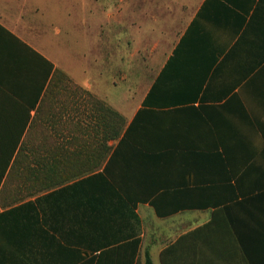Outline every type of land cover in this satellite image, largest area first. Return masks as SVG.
<instances>
[{
	"label": "crops",
	"instance_id": "1",
	"mask_svg": "<svg viewBox=\"0 0 264 264\" xmlns=\"http://www.w3.org/2000/svg\"><path fill=\"white\" fill-rule=\"evenodd\" d=\"M112 3L0 0V264H264V0Z\"/></svg>",
	"mask_w": 264,
	"mask_h": 264
},
{
	"label": "rangeland",
	"instance_id": "2",
	"mask_svg": "<svg viewBox=\"0 0 264 264\" xmlns=\"http://www.w3.org/2000/svg\"><path fill=\"white\" fill-rule=\"evenodd\" d=\"M83 4H81L79 6V9L77 11V13H79L81 16H85V15H92L95 14L96 17H99L102 14V4H100L101 2L104 3V0H99V4L97 3V6L94 7V11L92 12V1L91 0H81ZM106 4L108 2H113L117 3V0H105ZM77 8V7H76ZM114 9V8H113ZM182 20H175V28L174 31H171L172 33L176 32L179 30L180 25L182 24ZM98 31V30H97ZM115 31H117L116 33H113V37L108 39L105 38V36L101 35V38H96L94 40H88L86 38H78L77 40H75V43L77 44L79 49H83L85 48L86 50L88 48H94L97 50V56H100L103 51L105 49L108 48H113L114 46H116V44H120L122 46V48L124 47V45H126V40H124L123 38H120L121 33H119V30L116 29ZM158 31V29L156 30V32ZM130 34V30L128 31ZM82 34V33H81ZM148 35V38L145 39V49H147L148 51L151 49V47H153L154 45H156L157 42H162L165 40L166 42L168 41H172L171 38L170 39H164L161 38V36H163L162 33H146ZM169 37H174V35L170 34ZM128 51L129 54L130 52L134 49L135 45L132 42V40H128ZM85 50V51H86ZM103 50V51H102ZM86 55L85 54H81L80 57L83 58ZM130 56V55H129ZM150 55L145 54L144 58H145V65H144V70L143 71H135V70H129L126 72H123V74H125L127 76V78L125 80H121L120 78H116V72H109V71H105V72H99V73H103V78L100 79L99 77H97L98 72H92L93 76L96 78V87L99 91L106 93L107 97L115 102V104L121 106L122 110L128 114V116L132 113L137 101H139V99L142 97V95L144 94L147 86L149 85L151 78L153 76L154 70H153V66L151 65V63H149V58ZM84 77L87 78V74L84 75ZM109 77L113 78V81L116 82V85H112L109 86L107 84V82L105 81V79H109ZM126 99V102H125Z\"/></svg>",
	"mask_w": 264,
	"mask_h": 264
},
{
	"label": "trees",
	"instance_id": "3",
	"mask_svg": "<svg viewBox=\"0 0 264 264\" xmlns=\"http://www.w3.org/2000/svg\"><path fill=\"white\" fill-rule=\"evenodd\" d=\"M5 169H6V168H3V170L0 172V183H1V180H2V178H3V176H4ZM149 264H150V263H149Z\"/></svg>",
	"mask_w": 264,
	"mask_h": 264
}]
</instances>
